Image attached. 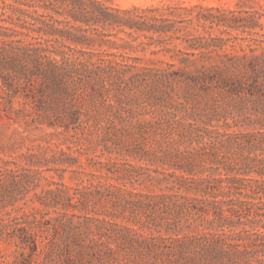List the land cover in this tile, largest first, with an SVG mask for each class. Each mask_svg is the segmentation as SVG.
I'll return each mask as SVG.
<instances>
[{"label": "rangeland", "instance_id": "rangeland-1", "mask_svg": "<svg viewBox=\"0 0 264 264\" xmlns=\"http://www.w3.org/2000/svg\"><path fill=\"white\" fill-rule=\"evenodd\" d=\"M49 1L33 0L30 10L61 21L54 24L57 28H70L63 7L56 12L42 8ZM100 1L109 9H159L156 15L171 28L165 35L149 32L144 37L92 19L89 24L76 22L87 43L77 49L90 52L82 59L95 66L103 59L121 65L103 63L96 74L76 75L64 82L63 93L40 98L35 91L37 100L27 105L24 97L16 96L10 111V104L1 99L0 223L31 214L43 222L36 228L39 254L32 264L79 263L77 247L59 228L60 222L82 223L89 217L111 223L115 233L127 227L143 235H166L167 222L173 220L180 221L181 236L217 228L218 223L209 220L217 207L235 203L234 194L224 182L220 190L205 192L200 181L234 176L245 151L232 137L262 128L253 114L248 118L251 102L193 86L178 72L179 59L185 56L177 51H190L189 43L201 46L196 52L206 55L196 66L209 67L219 63V55L238 52L239 44L264 48V0ZM73 2L92 7L83 0ZM41 83L36 79L34 85ZM181 176L188 177L189 188L178 185ZM114 248L118 258L110 264L167 263L166 257L151 259L116 244ZM22 260L18 239L1 236L0 264ZM214 260L208 256L198 262ZM79 264L100 263L85 256Z\"/></svg>", "mask_w": 264, "mask_h": 264}, {"label": "trees", "instance_id": "trees-1", "mask_svg": "<svg viewBox=\"0 0 264 264\" xmlns=\"http://www.w3.org/2000/svg\"><path fill=\"white\" fill-rule=\"evenodd\" d=\"M28 1L13 0L7 3L3 0L0 7V22L8 24L0 25V105L3 104L1 99L6 101L10 104L7 109L9 111L12 110V99L16 96L24 97L27 105L37 100L35 91L40 98L45 94L63 93L67 90L64 82L76 75L96 74L101 71L100 64L103 63L121 65L114 60L103 59L99 66H95L96 62L82 59L90 52L77 49V45L87 43L83 35L79 36L84 30L76 22L89 24L92 19L94 24L127 27L144 37L149 32L162 36L171 28L162 15H156L159 11L156 8L141 9L133 6L125 10L109 9L100 0H83L92 5L89 8L74 0H51L42 6L44 10L56 12V8L63 7L70 17L65 21L71 25L70 28H57L54 24L61 21H54L48 13L30 10L35 6L31 4L33 0ZM7 10L10 13L6 15ZM229 14L233 16L234 12ZM244 32L251 34L250 31L242 30ZM243 39L240 38L241 41ZM65 40L74 46L66 44ZM238 47V52L219 55V63L209 67L196 66L198 59L206 55L203 51L196 52L201 46L189 43L190 51H177L185 56V59H179L181 68L178 72L189 78L193 86L203 90L217 89L251 102L248 118L251 120L253 114V121L262 126L256 134L232 137L245 151L234 176L200 181L205 192L220 190L224 182L225 187L234 194L235 203H231L227 209L217 207L213 218L209 220L210 224L216 221L217 228L212 229L211 226V229L199 234L181 236L178 233L181 230L180 221L173 220L167 222L166 235H155L152 232L143 235L127 227L118 230L122 233H115L110 229L111 223L89 217L82 223L71 222L69 225L60 222L59 228L77 247V263H82L85 256L94 257L100 264L114 263L118 258L114 248L116 244V248L131 250L141 256L147 255L151 259L166 257L165 264H199V259L208 256L215 260L202 264H264V48L242 44ZM188 66H194V70H184ZM161 72L168 74L167 70ZM36 79L42 81L38 86L34 85ZM40 100L43 102V99ZM75 111H71L72 116L78 115ZM178 182L180 187L186 188L191 184L188 177L183 176ZM215 202L217 205L224 203ZM198 211L207 215L204 209ZM41 223L33 214L12 217L0 223V237L5 235L18 239L22 264H32L33 257L39 254L36 228ZM237 226L242 228L237 231ZM239 238L240 243L233 242Z\"/></svg>", "mask_w": 264, "mask_h": 264}]
</instances>
